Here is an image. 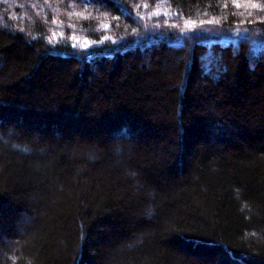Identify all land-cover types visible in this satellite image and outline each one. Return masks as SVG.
I'll return each mask as SVG.
<instances>
[{"label":"trees","instance_id":"1","mask_svg":"<svg viewBox=\"0 0 264 264\" xmlns=\"http://www.w3.org/2000/svg\"><path fill=\"white\" fill-rule=\"evenodd\" d=\"M0 264H264V0H0Z\"/></svg>","mask_w":264,"mask_h":264},{"label":"snow or ice","instance_id":"2","mask_svg":"<svg viewBox=\"0 0 264 264\" xmlns=\"http://www.w3.org/2000/svg\"><path fill=\"white\" fill-rule=\"evenodd\" d=\"M88 2H104V0H88ZM71 39L75 40V39H77V38H76V37H72ZM103 39H104V40H108L109 38H108L107 36H105V37H103ZM91 43H92L91 41H89V40L86 39L85 42H84L83 47H84L85 49H87V48L90 47ZM71 47H72V48H75V47H76V44H72Z\"/></svg>","mask_w":264,"mask_h":264}]
</instances>
